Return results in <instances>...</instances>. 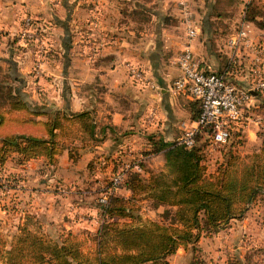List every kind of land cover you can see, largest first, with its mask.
I'll return each mask as SVG.
<instances>
[{
  "label": "rangeland",
  "instance_id": "obj_1",
  "mask_svg": "<svg viewBox=\"0 0 264 264\" xmlns=\"http://www.w3.org/2000/svg\"><path fill=\"white\" fill-rule=\"evenodd\" d=\"M176 1L73 0L66 2V0H47L49 5L47 13L43 15H36L34 12L22 13L19 29L15 34L9 36L10 42H7L5 46L8 47L7 50L11 49L12 53L20 54L18 60L21 59L22 65L26 64L24 73L30 77L45 74L46 65L44 64H48L54 58L73 57L77 63L75 69L77 71L80 70L78 68L80 64H89L90 72H93L95 63L106 69L110 66L115 69L116 64H119L117 67L123 66L124 74L127 77H130L129 68H135L148 82L152 81L156 84L150 78L148 71L146 72L140 59H144L146 56L151 57L154 54L152 57L156 62L163 63L168 67H175L172 61L187 42L183 25L179 20L180 9ZM186 3L188 11L193 14L195 26L198 29L199 16H196V13L200 15L205 13L206 18L210 17V24L216 22L220 26L219 30H215L211 34H203L202 37L205 40L214 38L223 43L230 34L234 33L236 26L242 20L247 3H250L252 13H259L261 16L255 19L256 23H264V0H186ZM68 7L70 13L67 10ZM26 20L31 25L23 27V22ZM248 28L250 37L254 39L252 44L255 41L259 43L258 39L262 35L257 33V25L250 23ZM22 29L28 36L20 34ZM261 29H264V25ZM2 31L0 26V35ZM35 36L38 39H35ZM192 41H190V46ZM120 43L123 44L120 46ZM119 47L125 53L120 51L117 54L116 50ZM70 49L72 55H70ZM55 51L60 55L55 54ZM6 55L1 52L0 57L6 58L8 53ZM82 59H84L83 62ZM13 71L7 64L0 66V72L12 74L11 77L22 73H19L18 70L16 72L15 68ZM121 72L119 71V74ZM140 85L143 90H150L147 91L148 94L158 95L157 85H154L153 88L144 84ZM103 89L107 90L108 87ZM112 91L113 89H110V92L107 93L114 100L113 107L116 108V92L111 93ZM32 95L34 98L27 97L28 101L43 109L42 104L37 105L33 102V100L39 102L36 93H32ZM101 100L100 102L104 103L102 98ZM124 102H126L125 99L121 98L120 103ZM46 109L47 111L53 110L49 109V106ZM256 117L262 119L263 116L250 113L252 120ZM262 120V126H264V118ZM261 127L255 126L251 121L244 124L233 132L230 139L217 151L207 152L206 144L205 150L203 148L205 153H203L201 161L204 166V176L208 178L219 167H225L229 171L228 174L237 176L244 167L250 164L254 154L258 152L259 140L253 134ZM8 128H18L30 132L38 131L37 127L30 125L21 127L8 125ZM125 135L126 131L125 133L121 132L119 137ZM70 141L71 145H74V152H72L74 160L69 158L65 160L59 155L52 165H47L42 160L18 164L15 155H12L0 168L1 251L13 243L19 230L25 229L29 233L56 242L71 239V242L73 240L78 244L82 254L91 256L93 252L92 236L85 237L83 233L71 234L66 230L64 223L69 221V217L65 213L66 207L78 206L81 211L86 210L85 215H92L87 209H93L96 220L92 224L94 229L104 219L101 215L98 198L120 164L141 161L143 165L141 176L146 177V172H149L152 175L167 174L166 182L174 178V175L170 174L165 166L161 155H149L143 158L145 150L140 145L137 146V150L129 153L126 147L123 150L115 147L112 149L113 151H109L108 146H102L100 149H95L96 152H94L91 143L83 145L78 139ZM81 145L82 147H80ZM89 150L92 154L79 160L82 153ZM86 157H90L86 163L88 166L85 165ZM104 157L106 160H103ZM168 185L175 186L173 181H170ZM115 194L121 197L129 196V192L122 186L116 189ZM133 203L136 206L132 213V219L142 223L154 221L159 224H169L176 208L172 205L155 203L145 194L137 196ZM49 204L54 206L51 207V210ZM48 205L49 207H47ZM45 209L50 211L45 212ZM72 217L71 220H73ZM115 220L119 223H129L130 221L126 218H116ZM233 260H238L240 264H264V206L261 200L248 203L239 218L229 220L216 232L201 235L195 254L190 250L184 251L179 248L166 258V264H231ZM0 264H4L2 259H0Z\"/></svg>",
  "mask_w": 264,
  "mask_h": 264
},
{
  "label": "trees",
  "instance_id": "obj_2",
  "mask_svg": "<svg viewBox=\"0 0 264 264\" xmlns=\"http://www.w3.org/2000/svg\"><path fill=\"white\" fill-rule=\"evenodd\" d=\"M252 12L250 3H247L242 20L262 28L264 23L255 21L259 13ZM237 66V61L230 63L226 60L222 70L216 73L225 72L229 80L228 75ZM16 80L9 73L0 72V168L12 155L18 164L41 159L52 165L64 149L68 158L74 160L72 139H78L83 145L97 144V131L88 112L47 111L36 107L22 94ZM252 95L255 99L259 93ZM187 107L190 118L195 120L199 104L188 102ZM248 112L260 114L263 119L264 99L259 98ZM8 125H30L37 127L38 131L9 129ZM256 136L259 139L258 152L237 176L228 174L227 168L219 167L206 178L201 161L207 139L202 133L196 135L190 148L176 145L174 140L165 141L154 133L146 134L147 147L143 158L161 155L169 173L174 175L170 181L175 186L168 185L170 181L166 182L165 173L152 175L144 170L147 175L143 177L141 172L129 170L117 185V188L124 187L129 196H116L114 192L100 208L104 219L90 235L93 243L91 256L82 254L78 244L71 239L56 242L21 229L8 248L4 247V251L0 248V259L4 264H166V258L178 248L195 254L201 235L214 233L229 220L239 218L248 203L261 200L264 206V126L256 131ZM138 164L143 171L142 162ZM140 194L160 205L175 206L170 223H142L132 219L136 206L133 202ZM116 218L130 221L119 223ZM231 264L240 262L233 260Z\"/></svg>",
  "mask_w": 264,
  "mask_h": 264
},
{
  "label": "crops",
  "instance_id": "obj_3",
  "mask_svg": "<svg viewBox=\"0 0 264 264\" xmlns=\"http://www.w3.org/2000/svg\"><path fill=\"white\" fill-rule=\"evenodd\" d=\"M71 1L73 0H66V2ZM67 10H69L68 12L70 13L69 7ZM48 11L49 5L47 0H0V26L3 30L2 34L4 33V35H0V56L1 52H3L4 55L8 53V57H0V66H2V64H7V66H10L11 71L15 68L16 72H22L20 75L17 74L13 77L17 79L15 84L26 98H34L32 93H36L39 102L37 103L33 99L32 100L37 105L42 104L44 110H47L46 108L49 106V109L68 113L88 112L92 122L95 124V130L97 131L95 137L98 139L97 144L94 145L92 149L95 150L100 149L102 146H108L107 149L113 151L112 149L115 147L116 149L121 148V150L126 147L129 153L137 150V146L140 145L143 147L142 149L146 150V134L154 133L161 136L165 141H170L174 140L179 135L180 125L182 123L184 125L193 123L194 119L192 120L190 118L187 104L194 100L175 95L171 91L172 82L177 74V69L156 62L155 58L152 57L154 54L151 57L146 56L144 59H140V61L146 68V72L148 71L150 78L156 82V84H154L151 81L152 84L155 86L157 85L158 95L152 93L148 94L147 91L149 92L150 90H143L142 85L137 84L132 81L130 77H127V75L124 74L123 66L117 67L119 64H116L115 70L111 66L106 69L95 63L93 64V72H90L91 69L88 67L89 64H80V66H78L80 70L77 71L75 70L77 66L76 61H74L75 58L65 57V59H61L57 57L49 61L48 64H44L46 65L45 74L38 77H30L25 74L26 67L24 66L26 64L22 65L21 59L18 60L20 54L12 53L11 49L7 50L8 47H6L5 44L10 42L9 36L15 34L19 29L23 12H34L36 15H43ZM204 14L205 13L200 15L196 13V16H199V22L197 21L199 33L191 42V49L193 53L198 56L200 64L204 69L217 72L222 70L230 53L226 41L231 34L223 43H220L214 38L205 40L204 37H202L203 34H211L215 30H219L220 26H218L216 22H214V24L211 23V25L209 23L210 17L206 18ZM54 31L56 32L57 30ZM256 31L262 35L258 39L260 40L258 41L259 43L255 41L253 43L254 46L251 47L250 45L241 49L236 59L239 66L228 75V79L239 87H247L250 84L252 80V58L257 51H259L261 55L260 67L264 73V29L257 28ZM253 40L254 39L251 38L250 42ZM122 44L123 43H120V46ZM12 49L14 48L12 47ZM120 51L123 52L124 50L119 47L116 53L119 54L118 52ZM69 52L70 55H72L71 49ZM55 54L60 55V53L56 51ZM83 60L84 59H82V62ZM119 71L122 72L119 74ZM13 72L15 73V71ZM102 86L103 88L108 87V89L105 90ZM109 88L113 89L111 93L116 92V108L113 107L115 104L113 102L114 100H112L109 93H107L110 92ZM101 98L104 100V103L100 102L102 101ZM121 98L125 99L126 102L120 103ZM259 98L264 99V95L259 94L253 99L252 103L255 104ZM149 109H154L155 118L148 125L146 114ZM99 130L100 132H98ZM125 131L126 135L119 137L120 133H125ZM253 135L255 137L256 132H254ZM94 152H96V150ZM89 154H92L90 150L88 152H83L79 160ZM59 155L64 157L65 160L68 158L65 149L62 150L56 158ZM86 158L85 165L90 157ZM34 160L41 159L29 161ZM103 160H106L105 157ZM29 191L30 194H32L31 190ZM49 205L51 210V207L53 208L54 206H52V204ZM49 205L47 207H49ZM50 210L45 209V212ZM84 210L81 211V208L78 206L65 208V213L67 217H69V221L65 222L64 225L66 226V230L71 234L83 233V235L87 236L91 235L92 232H95L98 228L99 225H96L94 229L92 225L93 222H96L94 210L87 209L89 214L92 215H85L87 212ZM71 217L73 220L70 219Z\"/></svg>",
  "mask_w": 264,
  "mask_h": 264
},
{
  "label": "built area",
  "instance_id": "obj_4",
  "mask_svg": "<svg viewBox=\"0 0 264 264\" xmlns=\"http://www.w3.org/2000/svg\"><path fill=\"white\" fill-rule=\"evenodd\" d=\"M176 4L179 5V20L183 25L187 42L172 61L177 69V74L172 82L171 91L175 95L196 101L199 104V114L192 124L184 125L182 123L180 125V133L174 139V143L184 148H190L195 143L196 135L202 133L207 139V152L217 151L228 141L231 132L241 128L244 124L251 121L255 126H262L263 120L260 117L252 120L248 112L253 104L252 94L255 92L264 94V73L260 67L261 55L259 51L253 55L252 80L247 87H239L227 80L225 72L216 73L204 69L190 46V41L199 33L193 14L188 11L186 0H177ZM248 24L241 20L234 33L226 41V45L230 49L227 58L230 63L236 62L242 48L253 46L250 42ZM28 25H31L29 21L23 22V27ZM20 34L26 35L24 29ZM34 38L38 39L36 36ZM129 72L132 81L148 85L150 88L154 87L152 82H148L138 69L129 68ZM154 118V109H149L146 114L147 124L149 125ZM129 170L141 172L138 162L120 164L98 198L101 207L107 203L108 196L116 191L117 185ZM262 194L264 196V189Z\"/></svg>",
  "mask_w": 264,
  "mask_h": 264
}]
</instances>
